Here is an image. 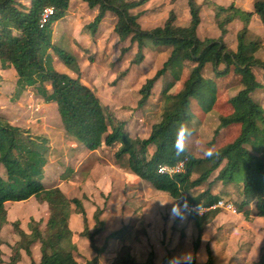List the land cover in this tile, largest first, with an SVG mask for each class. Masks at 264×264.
<instances>
[{
  "label": "trees",
  "instance_id": "16d2710c",
  "mask_svg": "<svg viewBox=\"0 0 264 264\" xmlns=\"http://www.w3.org/2000/svg\"><path fill=\"white\" fill-rule=\"evenodd\" d=\"M204 1L214 12V21L220 31L216 38L199 37L202 5L197 0H187L188 24H177V14L170 11L162 25L150 29L143 28L138 20L140 13L132 11L147 0H82L90 8L98 7L87 25L93 31L107 12L116 15L114 32L120 40H130L123 53L136 43L134 62L143 59L142 52L146 47L170 48L159 69L139 89L137 107H143L154 83L161 78L164 84L160 92L161 117L145 138L131 136L125 129L124 120L107 111L95 90L83 82L77 56L60 40H54V24L67 14L70 0H0V63L16 76L15 98L31 89L44 102L56 103L68 135L90 150L103 145L115 146V164L131 170L156 189L175 199L185 196L191 204L211 206L230 192L211 190V185L220 181L224 186H234L237 196L233 204L237 212L250 218L254 207L255 214L264 217V107L253 97L262 85L254 68H264V42L249 27L255 13L264 24V0H253L250 9L234 0L228 5L215 0ZM48 7L52 12L42 20ZM236 19H240L241 27L236 32V48L233 49L227 45L224 36L228 25ZM55 57L61 58L75 75L57 70L53 66ZM208 68L211 75L206 74ZM124 74L122 72L120 77ZM176 83L178 89L174 87ZM220 88L237 91L224 99L223 103L231 110L219 116V125L208 147L217 140L222 128L235 125L237 135L233 140L205 151L204 155H197L189 145L197 131L193 124L201 118L196 110L210 111L219 99ZM50 147L47 135L33 133L29 127L14 124L0 113V231L8 222L7 201L34 196L47 204L46 219L31 218L29 231L22 229L18 222L13 223L20 239L11 246L10 264H19L22 250L31 258L29 264H99L102 249L96 246L95 235L104 228V220L99 218L101 209L94 214V230L89 231L83 201L76 196H67L55 182L44 181ZM182 160L185 162L181 171L173 174L158 172L160 164L175 165ZM203 165L208 166L193 177ZM216 170L217 174L208 182L207 188L198 191ZM220 211V207H215L203 214H189L198 230L195 250L204 226ZM73 213L82 216L80 233L89 239L96 251L93 258L83 262L74 254L77 245L70 228ZM129 228L130 225L125 224L108 235L123 241L116 264H138L130 245L125 242ZM37 241L40 243L39 260L32 258V244ZM2 243L0 236V245ZM212 263L209 255L204 264ZM146 264H153L152 256ZM182 264H195V259ZM256 264H264V250Z\"/></svg>",
  "mask_w": 264,
  "mask_h": 264
},
{
  "label": "rangeland",
  "instance_id": "374dc122",
  "mask_svg": "<svg viewBox=\"0 0 264 264\" xmlns=\"http://www.w3.org/2000/svg\"><path fill=\"white\" fill-rule=\"evenodd\" d=\"M197 1L202 5L199 37H218L220 31L214 21L213 10L204 0ZM215 1L228 5L233 0ZM237 1L243 5L247 3L246 0ZM186 7L187 0H147L132 11L140 13L138 20L141 26L150 29L162 25L170 11L177 14V24H188ZM97 11V6L90 8L82 0H70L67 14L54 24V40H60L77 56L83 82L95 90L107 111L124 120L125 129L131 136L145 138L161 117L163 103L160 92L164 84L161 78L154 83L152 93L143 107H137L139 89L159 69L170 48L146 47L142 52L143 59L134 62L136 43L123 53V49L130 45V40H120L114 32L117 20L115 14L107 12L95 31L87 26ZM240 27V19L234 20L228 25V32L224 36L227 45L233 49L236 48V32ZM251 29L264 42V24L257 13L253 14ZM53 66L59 71L75 75L61 58L55 57ZM122 72L125 74L121 78ZM254 72L262 85L253 93V97L264 107V68L255 67ZM206 74H212L210 68ZM15 84L16 76L0 63V113L14 124L29 127L33 133L49 137L50 156L44 167V181L55 182L67 196H76L83 201L89 231L94 230V214L97 209H101L99 218L104 220V228L95 235V244L102 249L99 264H116L115 259L123 241L108 235L125 224L130 225L125 242L130 245L138 264H146L150 256L153 264H182L193 258L195 264H204L209 255L212 256V264H256L264 250V217L256 215L253 206L250 218L235 210L233 199L237 193L234 186H224L220 181L211 185L214 192L225 189L230 192L222 196L225 205L219 206L221 211L204 226L195 250L198 230L190 213L183 210L185 196L175 199L131 170L116 165L115 146L88 149L65 132L56 103L44 102L31 89L15 98ZM174 87L179 88L177 83ZM236 91L233 88H220L219 99L210 111L196 110L201 118L193 124L197 131L189 140V145L197 155H204L205 151L236 137L237 126L222 128L217 140L208 147L219 125V116L231 110L223 101ZM207 166L199 167L193 177H197ZM216 174L217 170L198 187V191L207 188L208 182ZM5 205L8 222L0 231L3 240L0 245V264H10L11 246L20 239L13 223L18 222L22 229L29 231L31 218L45 220L47 217V204L39 202L34 196L7 201ZM70 228L77 245L74 252L76 259L83 262L93 258L96 251L89 239L80 233L83 230L80 214L71 215ZM40 255V243L37 241L32 244V258L39 260ZM30 260L22 250L19 264H29Z\"/></svg>",
  "mask_w": 264,
  "mask_h": 264
},
{
  "label": "built area",
  "instance_id": "2783aa9c",
  "mask_svg": "<svg viewBox=\"0 0 264 264\" xmlns=\"http://www.w3.org/2000/svg\"><path fill=\"white\" fill-rule=\"evenodd\" d=\"M52 12V8L48 7L45 9L44 13H43V18L42 20H45L47 14ZM185 160L179 161L177 164L175 165H170V164H160L158 166V172L159 173H166V174H173L175 172H179L183 169V165H184ZM183 210L187 213H195V214H203L205 211L211 209V208H215V207H221L224 206V200L223 199H219L215 204L211 205V206H202L198 203H194L191 204L189 203L186 199L183 200Z\"/></svg>",
  "mask_w": 264,
  "mask_h": 264
},
{
  "label": "crops",
  "instance_id": "0c3cea01",
  "mask_svg": "<svg viewBox=\"0 0 264 264\" xmlns=\"http://www.w3.org/2000/svg\"><path fill=\"white\" fill-rule=\"evenodd\" d=\"M238 4H240L241 6H243L244 8H247V9H250L252 8V2L253 0H246L247 3H245L244 5L241 4L240 2H238L237 0H235ZM253 17V16H252ZM251 23H252V18H251V21H250V24H249V27L251 28ZM239 29V28H238ZM252 30V29H251ZM253 31V30H252ZM53 182V181H52Z\"/></svg>",
  "mask_w": 264,
  "mask_h": 264
},
{
  "label": "clouds",
  "instance_id": "9594fccd",
  "mask_svg": "<svg viewBox=\"0 0 264 264\" xmlns=\"http://www.w3.org/2000/svg\"><path fill=\"white\" fill-rule=\"evenodd\" d=\"M179 146H180V145H179V143L177 142L176 147L179 148Z\"/></svg>",
  "mask_w": 264,
  "mask_h": 264
}]
</instances>
